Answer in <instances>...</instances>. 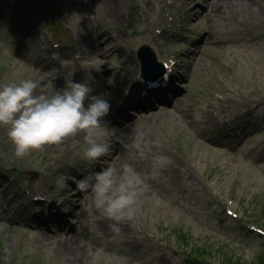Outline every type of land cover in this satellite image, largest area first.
<instances>
[{
    "label": "rangeland",
    "instance_id": "374dc122",
    "mask_svg": "<svg viewBox=\"0 0 264 264\" xmlns=\"http://www.w3.org/2000/svg\"><path fill=\"white\" fill-rule=\"evenodd\" d=\"M110 1L113 0H0V82L32 78L39 82L37 93L61 88L62 80L50 78L54 69L61 72V68H41L43 59L38 58L43 56L42 48L49 44V38L85 44L87 58L74 70L79 76L86 78L90 73L94 77L91 87L95 94L107 93L111 107L106 119L111 126L109 140L118 149L115 154L98 160L99 165L119 169L122 164L131 163L142 174H150L155 155H164L169 160L158 175L147 181L134 219L120 225L124 235L144 239L139 243L142 248L138 257L130 263L174 264V258H170L171 261L164 257L158 259L160 254L148 241L158 236L178 242L187 251L194 245L201 246L204 252L210 251L208 260L211 262H217L218 255H230L239 263L254 259L260 251L261 240L239 229V223L223 217L212 201L228 206L227 197H235L229 208L237 209L242 219L255 222L264 230V144L259 146L264 129L240 145H236L238 139H230L232 147L228 148L218 142L223 140L220 134L199 131L200 126L193 128L189 121L195 123L202 114L194 111L204 107L205 102L216 104L222 95L233 109L242 102V96L249 100L264 96V0H254L256 5L252 7L249 0H200L204 5L202 11L206 10L200 19L189 16L202 12L197 6L188 13L186 0H174L176 6H183L182 16L193 26L188 36L195 35L199 43L190 54L176 57L175 66L167 74L172 76L174 88L183 81L179 86L183 92L174 102L178 95L175 89L165 95L170 102L164 106L167 107L164 112H147L142 118L139 113L129 123L118 116L119 125L110 118L118 87L137 62L125 49L124 53L109 54L112 45L105 42L106 36L98 41L94 31L97 23L107 24L101 31L105 35L104 31L109 30L117 42L123 38L121 28H124L131 36L130 49L134 44L157 45L163 58L180 52L188 43L176 39L178 44L168 45L167 38L159 37L161 45L156 44L146 31L152 32L153 27L138 19L140 13L152 22L157 18V26L162 28L159 7H164L168 0H114L118 4L114 29L108 18L114 19V6ZM216 4L221 5L215 9L220 13L207 16V11ZM58 20L64 24L60 26ZM180 32L186 31L181 28ZM33 50L37 51V57L29 55ZM133 76L130 75L131 80ZM224 87L237 96L224 92ZM151 104L157 108L155 99ZM188 108L193 110L191 119L187 118ZM137 132L144 134L142 155L131 147ZM71 149L82 155L83 133L68 137L59 145L45 146L43 151L16 158L5 129L0 128V171L3 168L18 172L39 169L64 153L68 161L77 162ZM72 197L76 200L67 201L65 207L81 211V225L79 219L73 218L68 223L73 225L77 221L76 228L72 231L67 228L56 236L55 230L45 228L48 238H40L39 232L34 231L38 229L33 226L0 219L2 264H129L128 257L138 251L135 245L129 241L123 245L125 237L104 234L110 230L111 221L100 218L93 226L92 216L98 213L92 208L90 197L84 196V201L79 195ZM179 229L190 236L187 247L176 235ZM250 246H255L253 255L246 260L244 250ZM144 252H147L145 257Z\"/></svg>",
    "mask_w": 264,
    "mask_h": 264
},
{
    "label": "clouds",
    "instance_id": "9594fccd",
    "mask_svg": "<svg viewBox=\"0 0 264 264\" xmlns=\"http://www.w3.org/2000/svg\"><path fill=\"white\" fill-rule=\"evenodd\" d=\"M70 18V17H69ZM52 53V59H58ZM94 77L86 74L82 82L68 81L61 88L37 93L39 82L32 78L0 82V128L5 129L13 145L14 156L24 158L31 152L43 151L45 146L59 145L66 138L83 133L84 146L81 158L95 163L111 152L108 138L110 128L103 119L109 112L107 93L92 94ZM143 133L137 132L131 147L143 154ZM169 163L168 157L155 155L151 160L150 174H142L131 163L120 168L108 166L100 171H90L75 180L76 189L90 197L97 219L111 221V232L121 233L120 225L132 221L136 205L147 181L154 178ZM68 177L60 174L54 184L56 190L67 186ZM246 248L245 259L252 258V248Z\"/></svg>",
    "mask_w": 264,
    "mask_h": 264
},
{
    "label": "bare ground",
    "instance_id": "6f19581e",
    "mask_svg": "<svg viewBox=\"0 0 264 264\" xmlns=\"http://www.w3.org/2000/svg\"><path fill=\"white\" fill-rule=\"evenodd\" d=\"M110 2H111V1H110ZM114 4H115V8H116V7L118 8V4H117V2L114 1ZM220 6H221L220 4H216V5L214 6V9H218ZM204 13H205V12H204ZM114 16H115V14H114ZM100 26H101V25L98 24V25H97V28L99 29ZM101 35H102V34L99 33L98 36H101ZM107 42L110 43V44H112V43L114 42V39L109 38V39H107ZM111 52H112V53H117L118 50H117V49H115V50H111ZM165 109H166V107L159 108V109H157V112H164ZM61 215H62V214H61ZM64 224H65V223L63 222V225H64ZM60 228H61V227H60ZM60 228L58 229L59 231H60ZM134 238L137 239L136 237H134Z\"/></svg>",
    "mask_w": 264,
    "mask_h": 264
},
{
    "label": "trees",
    "instance_id": "16d2710c",
    "mask_svg": "<svg viewBox=\"0 0 264 264\" xmlns=\"http://www.w3.org/2000/svg\"><path fill=\"white\" fill-rule=\"evenodd\" d=\"M229 264V263H228ZM259 264H264V263H259Z\"/></svg>",
    "mask_w": 264,
    "mask_h": 264
}]
</instances>
